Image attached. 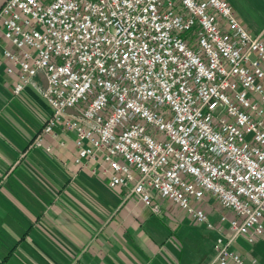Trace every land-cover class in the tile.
I'll use <instances>...</instances> for the list:
<instances>
[{"label": "built area", "instance_id": "1", "mask_svg": "<svg viewBox=\"0 0 264 264\" xmlns=\"http://www.w3.org/2000/svg\"><path fill=\"white\" fill-rule=\"evenodd\" d=\"M70 5L74 9L61 15ZM0 39L5 42L0 51L4 71L16 75L12 94H19L28 84L36 86L38 78L39 95L49 108L28 147L49 152L43 135L57 138L72 132L75 150L71 161L76 169L102 176L109 187L120 188L125 198H136L152 214L161 212L156 202L159 198L196 225L214 230L212 255L206 264H256L251 257L245 260L233 245L239 237L252 245L263 234L264 193L257 189L264 181L249 172L248 164L256 165L255 171L264 176V37L261 32L249 34L225 0H193L191 8L185 0H132L131 8L124 0H4ZM188 52L198 65L190 64ZM199 66L211 79L200 73ZM64 67L69 72L61 73L49 85L51 77ZM72 75L77 77L76 83H89L90 87L66 107L71 86L64 88L63 81ZM158 81L174 84L170 94L174 101L179 98L185 111L178 114L173 110ZM182 87L188 90L187 96ZM152 89L157 95L145 98L143 93ZM93 102L102 106L93 110L89 119L85 113ZM129 102L147 110L152 120L129 108ZM180 115L185 117L182 123ZM241 116L247 118L246 124L240 123ZM110 121L115 122L110 125ZM161 124H170L172 131ZM182 126L184 132H180ZM109 127L113 139L105 141L101 132ZM134 130L139 133L134 142L152 159L127 144L124 137ZM173 133L188 141L189 151H184ZM144 137L161 149L154 157ZM212 137L218 139L213 142ZM170 148L175 151L169 152ZM129 154L139 156L144 166L154 171L143 172ZM193 156L200 159L192 166L213 188L202 186L186 167H176L185 159L192 161ZM161 159L166 162L154 164ZM113 162L119 165L118 170L112 168ZM205 164L224 175L213 177L205 171ZM174 167L179 183L173 182L172 187L178 197L164 195L161 190ZM238 176L248 180L241 181ZM139 186L144 193L136 190ZM189 186L192 191L187 190ZM240 187L245 192L241 193ZM144 195L149 196L147 201ZM208 198L228 210L229 216L219 213L217 219L226 222L225 228L214 227L208 220L202 208ZM181 199L187 201L188 208L182 206Z\"/></svg>", "mask_w": 264, "mask_h": 264}, {"label": "crops", "instance_id": "2", "mask_svg": "<svg viewBox=\"0 0 264 264\" xmlns=\"http://www.w3.org/2000/svg\"><path fill=\"white\" fill-rule=\"evenodd\" d=\"M4 0H0V5ZM262 3L264 0H225ZM247 30L246 24L237 16ZM249 31V30H247ZM260 33V32H258ZM257 34V33H255ZM5 42L0 39V51ZM0 55V264H206L214 230L204 229L162 199L159 214L123 197L102 176L72 164L73 133L43 135L49 152L28 147L49 115L41 81L12 94L16 75L4 71ZM157 201V198H156ZM214 227L227 209L213 199L202 204ZM263 234L252 245L236 239L245 260L264 264Z\"/></svg>", "mask_w": 264, "mask_h": 264}, {"label": "clouds", "instance_id": "3", "mask_svg": "<svg viewBox=\"0 0 264 264\" xmlns=\"http://www.w3.org/2000/svg\"><path fill=\"white\" fill-rule=\"evenodd\" d=\"M15 2V0H14ZM30 2H34V0H30ZM61 3H63V0H61ZM185 3L191 8L193 6V0H185ZM124 5L126 7L131 8L132 7V0H124ZM21 7H24V5H21ZM202 7H206V5H202ZM74 9V5H70L64 8V10L61 12V15H64L66 12L73 10ZM227 14V13H225ZM205 47H207V45H205ZM182 51H184V49H180ZM186 55L189 57V62L192 65H198L199 61L197 60L196 57L192 56V54L190 52L186 53ZM87 59H90V57H88ZM99 63V62H98ZM233 63H235V60H233ZM185 67H187V65H185ZM137 73H139V69L136 70ZM199 71L201 74H203L204 76H208L209 79H211V75L209 73H207L204 69L203 66H199ZM69 69L68 67H64L62 71H58L55 75H53L50 79V81H48V84L50 85V83H55L56 82V78L58 75H60L61 73H68ZM35 73H33L34 75ZM85 80H87V77H85ZM77 81V77L75 75L71 76V79H66L63 81V87L64 88H68L69 86H71V94L69 95V97L67 98V100L65 101V106L66 107H71L73 104H75L86 92V90L90 87L89 83H83L82 85L79 83H76ZM161 84V88L163 89V92L165 93V98L168 100L169 103L172 104L173 110L176 111L178 114L181 113L182 111L186 110V106L185 108H181L180 106V100L177 97V99L174 101L173 100V96L170 94L171 92V88L174 87L173 85H167L162 81H158ZM221 87H226V85H221ZM48 91L51 92L52 89L49 86ZM181 91L185 92L186 96H187V92L188 90L185 88H181ZM143 95H145V98L147 97H152V96H156L157 93L155 91V89H152L150 91H146V93H143ZM102 99V98H101ZM101 103L100 102H93L88 111H86L85 115L87 118H91L92 115V111L93 110H98L101 107ZM129 108L134 109L135 112L137 113H141L144 117H147L149 121L152 120V117L149 115V112L147 110H143L141 106H138L137 104L133 103V102H129L128 104ZM233 112H235V109L232 110ZM120 116L124 115V111L121 110L119 113ZM180 122L182 123L183 120L185 119V117L183 115H180L179 117ZM189 119H191V117H189ZM115 121H110V125L112 123H114ZM240 123L241 124H246L247 123V118L241 116L240 117ZM161 127L164 128H168V130L171 132L172 131V127L170 124L168 125H163L161 124ZM193 127H195V125H193ZM141 131H143V129H141ZM185 129L183 128V126L180 128V132H184ZM190 131V130H189ZM207 131V130H206ZM102 138L105 141H109L111 139H113L112 134H111V128L109 127L107 130H103L101 132ZM139 135V133L137 131H132L130 132L126 137H124V139L126 140L127 144L131 146V148L133 150H136L137 152H143L144 156L152 159V157L149 156L148 152H144L143 149L141 148V145L139 143L134 142V138L137 137ZM173 138L177 140V142L181 143V145L183 146L184 151H189V147H188V141L184 138L178 137L175 135V133H173ZM218 139V137H212L213 142H215ZM144 142L148 145V147L150 149H152V156L154 157L156 153H159L161 151V149L159 147H157L154 142L148 138V137H144ZM117 147L119 148L120 145H117ZM124 152H127V148H122L121 149ZM174 149H169V152H174ZM213 151H216V149H213ZM233 151H235V149H233ZM128 158L130 160H132L134 163L138 164L140 166V168L142 169L143 172L145 173H149L151 171H154V168L149 169L148 167L144 166V164L141 162V159L139 156H134L129 154ZM200 157L199 156H193L192 161H189L187 159L184 160V162L176 167H186L187 171L190 172L191 174H193L194 176L198 177L201 181H202V186H205L209 189L213 188V184L210 182L209 179L205 178L203 176V174L200 172V170L196 167L192 166V162L199 160ZM247 160V157H245V161ZM166 161H164L163 159H161L160 161H154V164H160V163H165ZM238 163H244V161H238ZM203 167L205 168V171H208L211 173V175L213 177L220 175L223 176V173H218L216 169L214 168H210L207 164L203 165ZM112 168L113 169H119V165L116 164L115 162L112 163ZM248 168H249V172L256 176L258 179H261L262 181H264V176H262L259 172L255 171L256 165L254 164H248ZM234 175L235 170H233ZM168 176V182L164 183L161 186V190L163 192L164 195H171L172 197H178V193L174 190V188L172 187V183H179V178L177 177L176 171H175V167L172 171H169L167 173ZM129 179H132L131 176H129ZM238 179L241 181H247L248 177L247 176H238ZM159 184V180L156 181ZM139 193H144L145 189L142 186L137 187L136 189ZM188 191H192V187L189 186L187 188ZM239 191L241 193L245 192V188L244 187H240ZM257 191L264 193V186H262L261 188L257 189ZM197 196H201L202 193L201 192H196ZM143 199L145 201H147L149 199L148 195H144ZM181 204L184 208H188V203L186 200L181 199ZM233 203H236V200L233 198Z\"/></svg>", "mask_w": 264, "mask_h": 264}, {"label": "rangeland", "instance_id": "4", "mask_svg": "<svg viewBox=\"0 0 264 264\" xmlns=\"http://www.w3.org/2000/svg\"><path fill=\"white\" fill-rule=\"evenodd\" d=\"M230 4L232 6L231 8H233L237 16L246 24L247 30H249L248 31L249 34L253 36L255 35V33L261 32V35L264 37V4L262 3H230ZM158 199L156 202H161V200ZM163 205L164 203L160 206ZM245 245L250 246L246 243Z\"/></svg>", "mask_w": 264, "mask_h": 264}]
</instances>
